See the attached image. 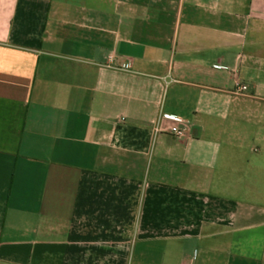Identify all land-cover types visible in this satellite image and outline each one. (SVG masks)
<instances>
[{
    "label": "crops",
    "instance_id": "crops-1",
    "mask_svg": "<svg viewBox=\"0 0 264 264\" xmlns=\"http://www.w3.org/2000/svg\"><path fill=\"white\" fill-rule=\"evenodd\" d=\"M0 264H264V0H0Z\"/></svg>",
    "mask_w": 264,
    "mask_h": 264
},
{
    "label": "built area",
    "instance_id": "built-area-1",
    "mask_svg": "<svg viewBox=\"0 0 264 264\" xmlns=\"http://www.w3.org/2000/svg\"><path fill=\"white\" fill-rule=\"evenodd\" d=\"M246 90H247V87L245 86L239 87V93L245 92ZM174 122H175L174 125L170 129V133L178 138L184 137L187 133V129H181L179 127L180 124L184 123V120L175 119Z\"/></svg>",
    "mask_w": 264,
    "mask_h": 264
}]
</instances>
